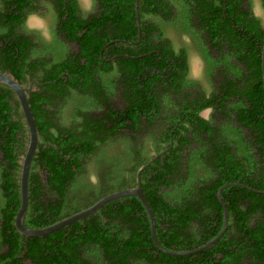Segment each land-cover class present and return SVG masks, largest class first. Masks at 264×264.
<instances>
[{
  "label": "trees",
  "instance_id": "16d2710c",
  "mask_svg": "<svg viewBox=\"0 0 264 264\" xmlns=\"http://www.w3.org/2000/svg\"><path fill=\"white\" fill-rule=\"evenodd\" d=\"M42 1L0 0V71L20 83L25 73L35 77L43 66L32 60L30 40L21 34V30L26 31V19L37 13ZM49 1L55 6L59 32L76 42L80 52L37 76L40 90L28 94L40 144L32 163L25 226H51L109 194L130 189L137 185L136 174L143 166L141 186L155 212L157 238L165 249L191 251L219 236L225 216L218 192L230 184L221 192L229 224L209 248L188 256L169 255L153 240L146 207L138 197L128 196L110 201L97 213L49 235H23L15 218L21 200L20 157L26 154L29 131L15 93L0 84V133L6 135L8 143L2 145L5 163L0 166V264H264V21L253 12L252 0H141V40L136 0H95L104 12L88 19L79 16L78 0ZM143 8L150 13L149 19H144L147 13ZM164 26L191 36L204 49L202 55L215 80L220 79L218 92L199 99L191 117L181 126L175 122L170 125L168 141L173 130L176 141L184 132V142L190 141L189 133L197 127L210 134L208 121L199 113L214 108L247 130L244 162L230 145H221L210 134L203 142L213 144L206 153L211 175L188 180L183 171L184 164L190 162V150L186 157L184 145H157L158 158L137 162L131 169L133 180L100 189L86 203L73 205L68 187L101 145H76L85 141L86 131L61 130L48 106L58 105L69 91L84 92L88 85L96 84L95 76L117 69L124 78H135L134 94L127 91L131 106L142 111L145 101H150L144 113L153 120L159 102L152 84L167 79L168 91L177 92L186 86L187 52L183 49L179 53L173 40L164 37ZM117 55V66L107 63ZM145 78L151 80V88L143 93L138 88ZM107 118L112 125L119 122L118 118ZM127 120L123 118L119 124L128 126ZM86 126L90 130L97 123ZM20 132L22 139L18 141Z\"/></svg>",
  "mask_w": 264,
  "mask_h": 264
},
{
  "label": "flooded vegetation",
  "instance_id": "af4514ba",
  "mask_svg": "<svg viewBox=\"0 0 264 264\" xmlns=\"http://www.w3.org/2000/svg\"><path fill=\"white\" fill-rule=\"evenodd\" d=\"M92 1L93 3L90 8L86 10L82 8L81 2L78 0L79 16L88 19L104 12V10L100 9L99 2ZM39 7L37 13L31 14L26 19L24 24L26 31L21 30V34L27 35L30 40L32 47L30 56L32 60L36 64H43V66L38 68L39 70L35 73V77L25 73L26 77L22 80L21 85L26 89L27 95L31 91L40 90L39 83L36 80L37 76H41L45 72L58 67L62 62L64 63L68 60L71 54H78L80 52V47L76 42L68 40L65 33L59 32L57 24H55L56 11L54 4L49 0H43L39 4ZM143 9L144 13L146 11L148 12L145 8ZM34 15L40 17V19L46 16L51 17L52 21L47 26V29L31 27L29 25L30 17ZM143 17L144 19H149L150 13L144 14ZM170 30L174 29L164 26V37L172 39L169 36ZM178 30L174 31L183 37L189 38L201 55L205 71V80L212 84V92H208L204 84L191 77L192 62L189 49L186 46L180 45L175 46L176 50L179 53L183 49L187 52L186 79L184 80L186 86L179 88V92H177L176 90L168 91V84L165 82L167 79H162L160 82L152 84L153 92L159 102V107L154 109L156 117L153 120H149L148 115L144 113L148 112L146 110L150 108V101H145V110L142 111H135V108L131 106L130 96L127 98V91L131 95L134 94V88L136 86L135 78H124L122 72L117 69L111 73H103L102 76L99 74L95 76L96 84L88 85L89 87L84 92L74 94L72 91H69L66 98L57 101L58 105L51 104L48 106L49 110H51L50 115L54 117V121L61 127V130L67 132L76 131L77 133L86 131L83 136L85 141L77 143L76 145H101L97 147L94 155L84 165V171L78 174L68 187L67 195L73 205H76L77 202L87 200V198L100 189L117 187L127 179L133 180L134 174L131 172V169L137 162L144 161L151 156H154L155 159L158 158L157 145L165 147L166 145H184V149L182 150H184L183 152L186 157L189 155L188 150H190V155L188 156L190 162L184 164L186 170L183 171L186 176L185 178L188 180L209 178L211 175L210 169L208 168L209 159L206 157V153H208L207 150H210L209 148L213 144L211 141L203 142V140H208L210 134L214 138V141H220L221 145H230L234 149L238 159L244 162L243 141L247 138V130L238 124L231 123L232 118L225 115L223 111L216 112L214 108H207L199 113L203 119L208 121V126L211 129L210 134L203 132L200 128L198 129L196 125L197 129L189 133V140L191 142H184V132L177 135L176 141L173 134L174 130L171 132V137L168 141L170 125L175 122L177 126H181L186 121V118L188 116L191 117L190 115L198 108L199 104L197 101L203 96L206 98L212 97L214 92L216 90L218 92V88L220 87V79L216 78L215 80V75L209 70L208 62L202 55L203 48L201 49L191 36ZM118 56L107 60V63L111 61L114 63V66H117L115 61ZM149 82L151 83V80L145 78L138 88L139 91L144 93V91L149 90L151 88L148 86ZM128 107H130L129 112H127ZM110 109L115 112V115H112ZM206 110H210L208 117L203 115ZM174 115L176 119H172ZM107 117L118 118L119 122L123 118L128 117L126 121L128 126H121L119 122L112 125L109 123L110 121ZM132 117L136 119L132 120ZM87 123H97V126L91 127L88 130ZM22 133L20 132L18 134V141L22 139ZM2 145H8V143L6 135L1 132L0 166L5 163V154L2 150ZM9 145H15V143ZM189 145L190 148L188 149ZM233 145L237 146L233 147ZM20 158V162L22 163L24 157ZM145 168L146 166H143L137 171V185H133L131 188L140 186L141 172ZM92 173L97 178L96 182H92ZM139 173L140 180L138 179ZM40 175L42 178H46L42 172ZM244 263H247V261H244Z\"/></svg>",
  "mask_w": 264,
  "mask_h": 264
},
{
  "label": "water",
  "instance_id": "95a60500",
  "mask_svg": "<svg viewBox=\"0 0 264 264\" xmlns=\"http://www.w3.org/2000/svg\"><path fill=\"white\" fill-rule=\"evenodd\" d=\"M138 4H139V0H136L135 9H136L137 17H138L139 34H140V40H141L142 31H141V21H140V17H139L140 16V10L138 9ZM122 42H127V41H122ZM128 43H130V42H128ZM262 77H263V81H264V44H263V49H262ZM0 84L8 86L15 93V95H16L19 103H20L21 111L23 113L28 131H29V144L27 147L26 154L23 158L21 177H20V191H21V200H20V206H19L20 208H19V211H18L16 218H15V226L18 229V231L20 233H22L23 235H26L28 237H43V236L49 235V234L54 233V232H56V231H58L64 227H67V226H69L75 222H78L79 220H82L83 218H85L91 214L97 213L102 208L103 205H105L106 203H108L110 201H113L115 199H120L123 197H128V196L138 197L141 200L140 202L143 204V206L146 207V209L150 215V219H151V230H152L153 240H154L157 248L160 251L165 252L166 254L174 255V256H188V255L196 254L197 252H200L206 248H209L213 244H215L223 236V234L226 232V230L228 228V224H229L228 211H227V208H225V206L223 204L221 192H222V190L227 188L230 184L225 185L218 192V198L220 201L219 203L221 204L222 208L224 209V216H225V227H224L223 231L220 233L219 236L214 238L212 241H210L206 245H203V246H201L197 249L191 250V251H171V250L165 249L159 243L158 238H157L155 212H154L153 208L150 206V204L148 203L149 201L147 200V198L144 195V191H143L141 184L137 188H130V189H126L123 191H118V192L109 194V195L103 197L102 199H100L99 201H97L96 203H94L93 205L89 206L88 208H86V209H84V210H82V211H80V212H78V213H76V214H74L68 218H65V219H63V220H61V221H59V222H57L51 226L44 227L41 229H31V228L26 227L24 224V219H25V216H26L28 209H29L28 203L30 200V174H31V167H32L33 159L35 157V154L38 150V146L40 143L39 132L37 129L35 117H34L33 112L31 110V105L29 103V97L27 95L26 89L11 74L4 73L1 71H0ZM138 179L140 180V173L138 175ZM238 184L241 186H244L248 189H251L254 191H259V190L253 189L247 185H244L241 183H238Z\"/></svg>",
  "mask_w": 264,
  "mask_h": 264
},
{
  "label": "rangeland",
  "instance_id": "374dc122",
  "mask_svg": "<svg viewBox=\"0 0 264 264\" xmlns=\"http://www.w3.org/2000/svg\"><path fill=\"white\" fill-rule=\"evenodd\" d=\"M80 2H81L80 4L82 8L86 10L89 9L91 4L93 3L92 0H80ZM252 3H253L252 9L254 10V13L256 14V16L261 18L264 21L263 1L262 0H252ZM51 21L52 20L50 16H46L45 18L40 19V17L34 15L30 17L29 25L31 27H40L43 29H47V26L50 24ZM169 36L173 39L176 46L181 45V46L188 47L191 62H192L191 77H193V79L197 80L198 82H201L202 84H204L208 92H212L213 91L212 84H210L208 81L205 80V71H204V65L202 63L201 55L199 54V52L193 45L192 41L187 37L181 36V34L177 33L174 30L169 31ZM209 114H210V110H206L203 113L205 117H208ZM91 179H92V182H96L97 178L95 174L93 173L91 174ZM88 200L89 198H87V200L85 201L77 202L76 205L84 204Z\"/></svg>",
  "mask_w": 264,
  "mask_h": 264
}]
</instances>
